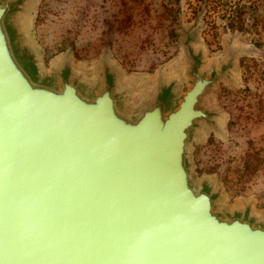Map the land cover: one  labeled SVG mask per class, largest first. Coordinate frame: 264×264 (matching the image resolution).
<instances>
[{"label":"water","instance_id":"1","mask_svg":"<svg viewBox=\"0 0 264 264\" xmlns=\"http://www.w3.org/2000/svg\"><path fill=\"white\" fill-rule=\"evenodd\" d=\"M28 1L0 0V264H264V212L224 206L190 161L237 51L203 71L193 24L180 75L149 87L103 61L41 71Z\"/></svg>","mask_w":264,"mask_h":264},{"label":"rangeland","instance_id":"2","mask_svg":"<svg viewBox=\"0 0 264 264\" xmlns=\"http://www.w3.org/2000/svg\"><path fill=\"white\" fill-rule=\"evenodd\" d=\"M31 1L23 21L41 71L66 59L93 75L103 61L136 91L180 75L186 59L182 32L193 24L190 46L205 72L227 49L237 51L234 82L219 81L210 99L217 129L193 142L190 160L196 178L220 190L224 206L246 203L263 215L264 0H218L208 12L197 0ZM231 15L240 29L226 26Z\"/></svg>","mask_w":264,"mask_h":264},{"label":"bare ground","instance_id":"3","mask_svg":"<svg viewBox=\"0 0 264 264\" xmlns=\"http://www.w3.org/2000/svg\"><path fill=\"white\" fill-rule=\"evenodd\" d=\"M30 1H31V0H29L28 2L30 3ZM31 2H32V1H31ZM29 7H30V6H29ZM28 9H30V8H27V10H28ZM24 25H25V24H24ZM34 55H35V54H34ZM234 59H235V58L233 57V61H231V63L233 64V67H229V68H227V69H229V70L231 71V74H230V73H229V70H228V73H227V77H228V79H227V81L232 82V83H233L234 80H235V78H234V73H233V71H234V63H235ZM36 61H37V59H36ZM232 64H231V66H232ZM74 68H75V67L73 66V69H74ZM201 68H202V67H201ZM75 69H76V68H75ZM76 70H77V69H76ZM202 70L204 71L203 68H202ZM96 74H97V73H96V71H95L94 74H93V76H91L90 78H91V79H93V78H97V77H96ZM164 79H165V78H164ZM164 79H163V80H164ZM116 80H117L119 83H121V85H125L124 82H123L122 77H121L118 73H116ZM224 80H226V79H224ZM224 80H223V79H219V81H224ZM91 81H92V80H91ZM219 81H217V83H219ZM217 83H216V84H217ZM151 85H153V83H149L148 85H146V87H147V86L149 87V86H151ZM119 86H120V85H119ZM217 86H218V85H217ZM120 87H121V86H120ZM126 87H128V86H126ZM128 88H129V87H128ZM130 89H131V88H130ZM215 89H216V88H215ZM131 90H132V89H131ZM133 91H135V90H133ZM139 92H140V89H139ZM212 92H213V91L211 90L210 94H207L208 96H206V98L204 99V102H203L204 106L207 107V108H209L210 110H214V109H213L214 107L211 106V100H210V99H212V98H211V96H212ZM207 93H208V91H207ZM213 120H214V123H213V124L217 126V116H215ZM209 129H210V127H209ZM199 137H200V136H199ZM199 137H198V138H199ZM198 138H197V139H198ZM192 144H194V143H192ZM191 147H192V146H191ZM190 149H191V148H190ZM189 152H190V150H189ZM190 159H191V158H190ZM190 161H191V160H190ZM191 167H192V166H191Z\"/></svg>","mask_w":264,"mask_h":264},{"label":"trees","instance_id":"4","mask_svg":"<svg viewBox=\"0 0 264 264\" xmlns=\"http://www.w3.org/2000/svg\"><path fill=\"white\" fill-rule=\"evenodd\" d=\"M197 1L198 2L200 1L202 3V10L205 11V9H206V12H208L210 10V8H214V6H216V3L218 2V0H197ZM240 8H241V6H239L237 4L235 7V10H238ZM196 16H194V17H196ZM227 18H229V20L226 23V26L228 28H231V29H240L241 28V25H239V21L236 18V16L231 15V16H228Z\"/></svg>","mask_w":264,"mask_h":264}]
</instances>
